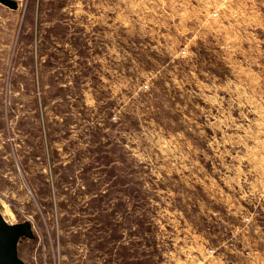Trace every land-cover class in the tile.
<instances>
[{
  "label": "rangeland",
  "instance_id": "obj_1",
  "mask_svg": "<svg viewBox=\"0 0 264 264\" xmlns=\"http://www.w3.org/2000/svg\"><path fill=\"white\" fill-rule=\"evenodd\" d=\"M0 3V218L23 264H264V0Z\"/></svg>",
  "mask_w": 264,
  "mask_h": 264
},
{
  "label": "water",
  "instance_id": "obj_2",
  "mask_svg": "<svg viewBox=\"0 0 264 264\" xmlns=\"http://www.w3.org/2000/svg\"><path fill=\"white\" fill-rule=\"evenodd\" d=\"M0 3L16 9L14 0H0ZM31 227L28 222L10 225L0 218V264H23L16 252V243L20 236H31Z\"/></svg>",
  "mask_w": 264,
  "mask_h": 264
}]
</instances>
